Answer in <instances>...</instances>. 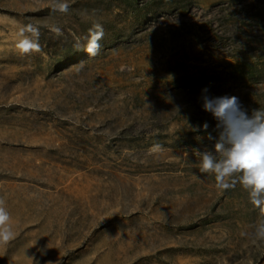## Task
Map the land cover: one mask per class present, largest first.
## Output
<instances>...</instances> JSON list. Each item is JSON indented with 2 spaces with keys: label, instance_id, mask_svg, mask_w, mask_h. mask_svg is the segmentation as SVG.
<instances>
[{
  "label": "rangeland",
  "instance_id": "1",
  "mask_svg": "<svg viewBox=\"0 0 264 264\" xmlns=\"http://www.w3.org/2000/svg\"><path fill=\"white\" fill-rule=\"evenodd\" d=\"M67 2L0 0V264H264L247 191L195 154L218 137L203 89L264 108V0ZM29 23L41 51L20 55Z\"/></svg>",
  "mask_w": 264,
  "mask_h": 264
},
{
  "label": "clouds",
  "instance_id": "2",
  "mask_svg": "<svg viewBox=\"0 0 264 264\" xmlns=\"http://www.w3.org/2000/svg\"><path fill=\"white\" fill-rule=\"evenodd\" d=\"M49 8L53 12L68 13L67 0H50ZM50 31L56 36L63 35L61 27L53 25ZM40 28L31 23L21 26L14 39V46L20 55H29L41 51ZM104 38V29L100 23H94L84 37L83 45L77 43V50H84L89 56L100 51V41ZM207 89L202 90V108L211 113L216 120L218 137L213 150L203 152L195 150L199 156L198 167L201 173L211 174L215 186L223 191L234 188L239 183L248 193L249 202L258 209L259 216L253 227V236L264 241V108L252 109L251 115L241 106L234 95L210 96ZM226 112L229 115L226 117ZM206 131L207 122L202 125ZM208 139H214L207 133ZM159 144L153 145V151ZM9 213L5 201L0 199V239L11 238L8 226Z\"/></svg>",
  "mask_w": 264,
  "mask_h": 264
}]
</instances>
